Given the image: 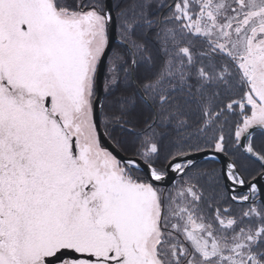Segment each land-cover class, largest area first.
<instances>
[{
    "label": "snow or ice",
    "instance_id": "snow-or-ice-1",
    "mask_svg": "<svg viewBox=\"0 0 264 264\" xmlns=\"http://www.w3.org/2000/svg\"><path fill=\"white\" fill-rule=\"evenodd\" d=\"M257 130L264 0H0V264H264ZM205 145L249 194L215 193Z\"/></svg>",
    "mask_w": 264,
    "mask_h": 264
},
{
    "label": "water",
    "instance_id": "water-1",
    "mask_svg": "<svg viewBox=\"0 0 264 264\" xmlns=\"http://www.w3.org/2000/svg\"><path fill=\"white\" fill-rule=\"evenodd\" d=\"M105 5H107L108 7H113L114 6V0H105ZM112 45L113 47L115 46L116 42L118 41V38L116 37V33L115 30H113L112 32ZM106 68H107V61H105V66L101 69L100 72V77H99V84H98V95L103 98L104 97V78H105V72H106ZM98 122L101 123V115L98 113ZM100 134H101V145L102 147L108 149L109 151H111L114 155L117 156L118 159H125L128 158L130 156H126L115 144L112 140H109L106 136H104V128L103 126L100 127L99 129ZM215 155L216 161H218L221 165L222 168V174H223V178L226 184V187L229 191V196L233 195V191H232V182L227 180L226 178V163L228 162L229 157L224 156L223 154H216L214 153L212 150H206L204 152H200V153H196L194 155V159L196 160L197 163H200L202 161L205 160H209V157ZM146 171V170H145ZM180 176H178L176 173L171 172L170 170H168V175L165 178V181L163 183H161L159 186L162 187H166L168 188L169 186H171L177 178H179ZM257 180H259V177H257L255 180L251 181V182H256ZM262 180H259V182ZM259 184V183H257ZM240 187V185H237ZM246 193V192H244ZM262 195V194H261ZM263 196V195H262ZM263 200V198H262Z\"/></svg>",
    "mask_w": 264,
    "mask_h": 264
},
{
    "label": "trees",
    "instance_id": "trees-1",
    "mask_svg": "<svg viewBox=\"0 0 264 264\" xmlns=\"http://www.w3.org/2000/svg\"><path fill=\"white\" fill-rule=\"evenodd\" d=\"M100 2L103 3V4L105 3L104 0H100ZM115 3H116V0H114V4ZM142 120H143V115H139L138 114L137 117H136L137 128L143 127ZM102 124H103V117H102ZM257 134H259L258 135V139H259L258 143H260L261 140H264V134H261L260 131H257ZM112 141L126 155H133L135 153L136 149L139 147V141L135 137H125V138H123V140H122V142L120 144H117L115 140H112ZM204 147L206 149H211V147L210 146H207V145H205ZM165 156H166V151H162L161 152V155H160V158H159V160L157 162V166L158 167H165L167 165L168 160L165 159ZM241 162L243 163V161H241ZM198 165L200 166V168L202 170H205V171H208L210 173H213L215 175V177L218 179L219 182L214 185V191H215V193H217V194L223 193V194L227 195L226 194V191L224 190V187L222 186V178H221V175L219 173V171H220V164L217 161L207 160V161L198 163ZM213 170H214V172H213ZM257 170H258V164H256V163H250L249 162L248 163V166H247V171H244V173L247 176H252V175L254 176L253 173L256 172ZM259 170L257 172H259ZM207 179L208 178L205 177L201 181V183L205 185L206 194L212 192V190H213L206 183Z\"/></svg>",
    "mask_w": 264,
    "mask_h": 264
},
{
    "label": "flooded vegetation",
    "instance_id": "flooded-vegetation-1",
    "mask_svg": "<svg viewBox=\"0 0 264 264\" xmlns=\"http://www.w3.org/2000/svg\"><path fill=\"white\" fill-rule=\"evenodd\" d=\"M258 135L259 134H257V132H256V137H257V143H258V141H259V139H258ZM259 144V143H258ZM126 155V154H125ZM127 156H132V155H127ZM238 163H242L241 162V160H238ZM256 164H258V163H256ZM251 165V164H250ZM260 169V167H259V164H258V170ZM257 170V171H258ZM241 171H243V169H241ZM256 171V172H257ZM260 171V170H259ZM256 172H254L253 174H254V176L252 175V176H247L244 172H243V174H244V178H245V180L246 181H248V182H251V181H253L254 180V177L255 178H257L258 176H257V173ZM219 173H220V175H221V178H222V186L224 187V190L226 191V194H227V196L228 197H230L229 196V191H228V189H227V187H226V184H225V181H224V178H223V174H222V168H221V166H220V171H219ZM256 173V174H255ZM144 173H141V175H143ZM179 181H175L174 182V184L175 183H178ZM161 187V186H160ZM172 187V185L170 186V187H168V188H171ZM233 187L235 188V193H233V194H237V195H240V194H249L248 193V188L246 187V186H237V185H233L231 188L233 189ZM262 187H264V180H262V181H260L259 182V184H257V189H260V188H262ZM162 188H166V187H162ZM244 192H246V193H244ZM256 196H257V199H258V201H261L262 200V198H263V200H264V195L262 196L261 195V193L258 191L257 192V194H256ZM233 208H234V210L235 211H239V205H237V204H233Z\"/></svg>",
    "mask_w": 264,
    "mask_h": 264
}]
</instances>
